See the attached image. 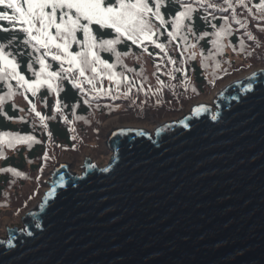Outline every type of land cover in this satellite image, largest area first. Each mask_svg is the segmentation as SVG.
Masks as SVG:
<instances>
[{"label": "water", "instance_id": "95a60500", "mask_svg": "<svg viewBox=\"0 0 264 264\" xmlns=\"http://www.w3.org/2000/svg\"><path fill=\"white\" fill-rule=\"evenodd\" d=\"M214 104L153 133L112 131L104 168L57 164L0 264H264V71Z\"/></svg>", "mask_w": 264, "mask_h": 264}, {"label": "trees", "instance_id": "16d2710c", "mask_svg": "<svg viewBox=\"0 0 264 264\" xmlns=\"http://www.w3.org/2000/svg\"><path fill=\"white\" fill-rule=\"evenodd\" d=\"M188 2L190 0H185V3ZM212 2L223 4V0ZM233 2L235 4V0ZM260 2L245 0L247 7L235 4V13L232 9L221 12L193 3L196 10L191 19L184 21L192 31L188 32L187 28L182 30L187 35V42L178 36L169 43L167 31L161 29L158 42L166 45L167 55L153 44H147L146 53L131 41L122 39L116 45V51L127 55L121 56L120 63H117L113 53H100L101 59L115 65L113 71L120 80L119 87L106 77L97 81L98 89H111L109 95L94 99L95 93L85 95L68 80H63L59 82V96L46 86L33 96L18 88L15 81H0V97H4L0 103V133L34 138L31 142L16 144L12 148L0 146V232L4 233L2 230L5 229L7 217L20 221L40 201L44 191H47L50 172L57 164L69 163L76 172L86 155L100 148L105 151L101 143L104 134L101 127L109 120L119 118L118 123L123 126H134L139 121L151 119L158 123L170 120L186 114L200 101L214 99L227 84L263 70L264 19L258 17L264 13L254 7ZM106 3H114V0H106ZM248 8L252 9L251 13ZM182 10L177 0H165L161 12L168 21L165 26L168 31L172 30V19ZM0 11L11 13L3 6H0ZM233 15L245 27L236 24L232 20ZM225 19L228 20L231 34L222 39L223 48L218 52L213 43L216 40L215 32L224 26ZM0 28L9 29L0 31V43L6 45L5 51L15 56L21 74L29 80L34 79L28 66L31 64L33 69H39V65L33 61L37 54L23 45V33L11 30L12 26L7 21H0ZM93 30L98 40L115 36L111 29H100L93 25ZM249 33L255 39H249ZM78 38H83L82 33H78ZM186 43L195 44L196 47L185 50ZM78 50L74 45L73 51ZM193 53L194 59L190 58ZM169 58L176 63H169ZM48 63L52 65V70H58V63L50 57ZM8 83L16 93L11 98L6 96ZM129 85L131 91L124 97L122 93ZM83 87L86 90L91 88L88 84ZM57 99L60 101V111H56ZM86 99L89 101L87 104L84 102ZM33 104L36 112L45 117L43 122L31 110ZM3 169H14L22 175L16 176Z\"/></svg>", "mask_w": 264, "mask_h": 264}, {"label": "snow or ice", "instance_id": "6c2138e0", "mask_svg": "<svg viewBox=\"0 0 264 264\" xmlns=\"http://www.w3.org/2000/svg\"><path fill=\"white\" fill-rule=\"evenodd\" d=\"M177 2L183 10L176 13L171 21L172 30L168 31L165 27L168 21L161 12L165 0H151V3L149 0H114V3H106V0H0V6H3L5 10H11V13L0 11V21H7L12 26L11 30L23 33L22 43L37 54L33 57V61L39 65V69L36 70L29 64V70L35 78L27 79L18 70L19 64L15 56L5 51L6 45L0 43V81H15L18 88L23 89L24 92H30L33 96L43 86L59 96V82L63 80H68L74 88L80 89L85 95L95 93L94 99L101 95H109L111 89H98L97 81L106 77L110 81H115L119 87L120 80L113 71L115 65L101 59V52L113 53L117 63H120L121 56L127 53L117 52L116 45L123 39L141 47L146 53L148 52L147 44H153L155 48L167 55L166 45L158 42L161 29L167 31L169 43L175 41L178 36L187 42V35H184L182 30L187 28L188 32L192 31L191 26L185 25L184 21L191 19L192 13L196 10L192 6L193 3L201 8L206 6L208 9L221 12L232 9L233 13H235V4L247 7L245 0H235V4L233 0H223V4H217L212 0H190L188 3H185V0H177ZM254 7L258 12L264 13V0ZM248 12L251 13L252 9L248 8ZM258 18L264 19V15ZM232 20L241 27H245V24L236 19L235 15ZM93 25L100 29H111L115 33L114 38L98 40L94 34ZM0 31H9V29L0 28ZM78 33H82V39L78 38ZM230 34L231 28L228 20L225 19L224 26L215 32L216 40L213 43L218 52L223 48L222 39ZM248 38L255 39L250 33ZM74 45L78 47V51H73ZM195 47V44L186 43L185 50ZM241 49L243 50L242 43ZM148 54L151 55V53ZM49 57L58 63V70H52V65L48 63ZM190 58L194 59L195 53ZM169 63L175 64L176 61L169 58ZM176 70L180 71V69ZM84 84L90 85V90H86L83 87ZM7 86L6 96L11 98L16 93L11 83ZM130 91L131 85L122 95L127 97ZM3 99L4 97H0V103ZM84 102L89 103L87 99ZM31 110L41 122L45 120L44 116L36 112L34 104ZM56 111H60L59 99L56 101ZM200 111V108L195 109L196 113ZM33 140L31 136L0 133V146L6 145L9 148ZM2 171L12 172L16 176L22 175L14 169ZM54 191L55 189L50 191L48 196L51 197Z\"/></svg>", "mask_w": 264, "mask_h": 264}, {"label": "rangeland", "instance_id": "374dc122", "mask_svg": "<svg viewBox=\"0 0 264 264\" xmlns=\"http://www.w3.org/2000/svg\"><path fill=\"white\" fill-rule=\"evenodd\" d=\"M263 71H264V69H263ZM252 73H254V72H252ZM251 73V74H252ZM248 75H250V74H248ZM248 75H246V76H248ZM245 76V77H246ZM244 78V77H243ZM230 84H232V83H230ZM230 84H227L226 86H224L219 92H218V94L215 96V98L214 99H205V101L203 102V101H200V102H198L197 104H194L189 110H188V112L186 113V114H183L182 116H179V117H175V118H173V119H170V120H165V121H163V122H156L154 119L152 120H150V121H139L138 123H137V125H134V126H132V125H128V126H123V125H120L119 123H118V120H119V118H115V119H112V120H109L108 122H106L102 127H101V129L103 130V139H101V143H102V147H105V151L103 152L102 151V148H100V149H98V150H96L95 152H93V153H91V154H89L88 156L86 155L84 158H83V161H82V163H80V165H79V167H78V170L76 171V172H74L72 169V172L73 173H76V174H78V175H80V174H82L83 173V170H82V168H83V166H84V162H85V158H87V159H93V162H94V160H97L96 162H94V163H97V165L99 166V167H101V168H104V167H106V166H108L109 164H110V161H111V159H112V157H113V153L112 152H110L109 151V149H107V147H106V144L105 143H103V141H107V139L105 138V136L106 135H108L109 133H111L112 131H115V130H117L118 128L119 129H121V128H131V129H141V130H146V131H149V132H151V133H153L154 132V130L159 126V125H161V124H168V123H174V122H178V121H180V120H182L183 118H185L187 115H189L191 112H192V109L194 108V107H196V106H201V105H203V106H207V107H209V108H211V109H213L214 111L216 110V105L214 104V101H217V98H218V96H219V94L226 88V87H228ZM107 151V152H106ZM108 153V154H107ZM65 163V162H64ZM60 164V163H59ZM69 164V163H68ZM82 166V167H81ZM71 168H72V166H71ZM52 172V171H51ZM51 172H50V174H51ZM47 183H51V180L49 179L48 181H47ZM50 190V185L48 184V188H47V191H44V193H46V192H48ZM45 196V194L42 196V198ZM42 198L40 199V201H38V203H36L35 205H33V207L27 212V213H29V212H31V210L34 208L35 209V207H37L40 203H41V201H42ZM24 217H25V215H24ZM23 217V218H24ZM6 224H5V229L4 230H2L4 233L2 234V232H0V237H2V239L4 240V239H6L7 238V234H8V231H7V228H11V229H13V228H22L23 227V225H22V220H20V221H16V220H13L12 218H10V217H7L6 219ZM11 224L13 225H16V226H18V227H16V226H11Z\"/></svg>", "mask_w": 264, "mask_h": 264}]
</instances>
